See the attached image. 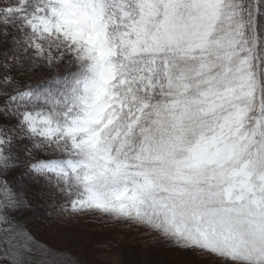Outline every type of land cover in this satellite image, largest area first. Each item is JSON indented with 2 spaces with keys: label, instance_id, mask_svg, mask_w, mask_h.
<instances>
[{
  "label": "snow or ice",
  "instance_id": "snow-or-ice-1",
  "mask_svg": "<svg viewBox=\"0 0 264 264\" xmlns=\"http://www.w3.org/2000/svg\"><path fill=\"white\" fill-rule=\"evenodd\" d=\"M40 201L264 264V0H0V264H93L32 234Z\"/></svg>",
  "mask_w": 264,
  "mask_h": 264
},
{
  "label": "rangeland",
  "instance_id": "rangeland-1",
  "mask_svg": "<svg viewBox=\"0 0 264 264\" xmlns=\"http://www.w3.org/2000/svg\"><path fill=\"white\" fill-rule=\"evenodd\" d=\"M94 219V217L77 219L67 222L62 228L55 229L51 236L53 243L65 250L84 247L89 255L86 258L93 264H110L113 261L116 264H166L168 261L185 259V257H177L155 249L136 248L139 246L133 247L127 243L116 247L117 237L123 236L125 240H128L135 233L110 231L107 226L94 223ZM103 247L111 251H101Z\"/></svg>",
  "mask_w": 264,
  "mask_h": 264
},
{
  "label": "trees",
  "instance_id": "trees-1",
  "mask_svg": "<svg viewBox=\"0 0 264 264\" xmlns=\"http://www.w3.org/2000/svg\"><path fill=\"white\" fill-rule=\"evenodd\" d=\"M25 215H26L29 230L42 243H47L52 247L60 249L61 251H64V252H68V253H72L74 255L80 256L83 259H87L89 257V255L85 252L84 247H82L80 249L78 248V249L65 250L63 248L57 247L53 243V241L51 239L52 233L55 231V229L62 228L67 223V221L56 220L54 218V216L51 215V209L49 207H47V204L45 201L38 202L37 207L33 210H30ZM127 245L131 246L128 243H127ZM103 248L105 249V247H103ZM136 248H140V247H136ZM140 249H142V248H140ZM150 249H155L156 251H159L162 253L164 252L166 254H174L177 257H183L181 254H179L175 251L165 250L163 247L150 248Z\"/></svg>",
  "mask_w": 264,
  "mask_h": 264
}]
</instances>
